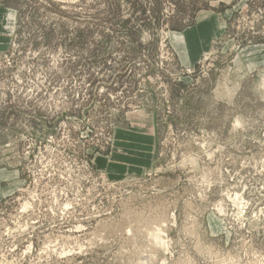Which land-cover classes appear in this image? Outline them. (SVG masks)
Instances as JSON below:
<instances>
[{
  "label": "rangeland",
  "instance_id": "1",
  "mask_svg": "<svg viewBox=\"0 0 264 264\" xmlns=\"http://www.w3.org/2000/svg\"><path fill=\"white\" fill-rule=\"evenodd\" d=\"M0 264H264V0H0Z\"/></svg>",
  "mask_w": 264,
  "mask_h": 264
},
{
  "label": "crops",
  "instance_id": "2",
  "mask_svg": "<svg viewBox=\"0 0 264 264\" xmlns=\"http://www.w3.org/2000/svg\"><path fill=\"white\" fill-rule=\"evenodd\" d=\"M215 27L211 19L203 17L189 29L179 31L173 35V44L178 57L187 65L194 63L200 58L199 52L205 48V45L214 35ZM113 175L118 176L120 171L116 164H111ZM109 169V167H108ZM112 172L111 170H109Z\"/></svg>",
  "mask_w": 264,
  "mask_h": 264
}]
</instances>
